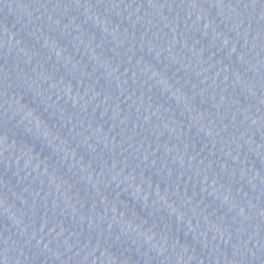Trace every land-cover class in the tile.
I'll return each mask as SVG.
<instances>
[{"label":"water","instance_id":"obj_1","mask_svg":"<svg viewBox=\"0 0 264 264\" xmlns=\"http://www.w3.org/2000/svg\"><path fill=\"white\" fill-rule=\"evenodd\" d=\"M0 264H264V0H0Z\"/></svg>","mask_w":264,"mask_h":264}]
</instances>
